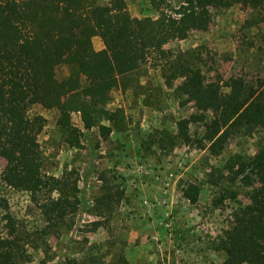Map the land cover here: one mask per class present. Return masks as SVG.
I'll use <instances>...</instances> for the list:
<instances>
[{"label":"rangeland","instance_id":"rangeland-1","mask_svg":"<svg viewBox=\"0 0 264 264\" xmlns=\"http://www.w3.org/2000/svg\"><path fill=\"white\" fill-rule=\"evenodd\" d=\"M140 3L127 1L134 18L141 17ZM263 16L264 5L255 9L235 0L229 9L212 10L206 31L193 30L187 39L174 41L165 50L199 51L207 86L224 88L231 79L244 78L248 85L264 90ZM94 47L103 49L100 38H94ZM81 73L84 80L88 78ZM57 75L68 76V67L60 65ZM165 82L162 62L151 58L128 87L113 88L107 109L112 114L120 111V117L112 125L104 123L112 127L107 138L97 128L85 130L80 114L72 113V124L84 134L82 149L65 143L57 125L59 111L32 107L31 116L46 119L38 137L43 175L62 180L59 190L68 195L77 186L82 204L66 219L60 235L52 234L43 206L57 198L59 190L47 187L35 195L30 186L8 187L1 179L7 159L0 156V230L6 233L14 227L19 235H30L34 242L28 245L25 264H89L91 258L98 264L224 263L221 245L226 232L254 203L250 194L260 187L258 182L247 187L241 177L234 179V171L227 169L229 160L253 156L264 133L236 135L222 151L213 153L205 123L197 121L207 114L198 111L188 95L177 92L182 80L171 87ZM183 119L192 120L191 145L174 150L150 145L153 132L176 133ZM102 178L113 192L123 193L113 214L105 218L94 216ZM189 184L200 187L196 203L184 196ZM98 221L102 225L95 230L93 223Z\"/></svg>","mask_w":264,"mask_h":264},{"label":"trees","instance_id":"trees-1","mask_svg":"<svg viewBox=\"0 0 264 264\" xmlns=\"http://www.w3.org/2000/svg\"><path fill=\"white\" fill-rule=\"evenodd\" d=\"M127 1L0 0V156L7 159L1 179L8 187L30 186L36 195L47 187L58 191L62 184L42 173L38 137L46 119L31 116L33 106L59 111L57 125L65 143L82 149L84 134L72 124V113L80 114L85 130L97 128L107 138L120 117V111L112 114L107 109L109 92L128 87V81L151 58L162 62L166 85L182 80L177 92L188 95L198 111L207 114L195 121L205 123L213 153L222 151L236 135L264 133L263 89L248 85L244 78L231 79L226 89L207 86L199 51L165 50L168 44L187 39L193 30L206 31L212 10L229 9L235 0H141L140 18L132 16ZM244 1L255 9L264 5V0ZM96 37L103 43L101 50L94 47ZM60 65L69 69L62 79L57 75ZM81 72L88 78L84 80ZM191 123V119L180 120L176 133L153 132L150 145L161 150L191 145ZM227 169L247 187L254 182L260 187L250 194L254 203L226 232L221 245L226 255L223 264H264V139L253 156H234ZM102 179L94 216L105 218L113 214L123 193L113 192ZM78 191L77 186L69 195L59 190V196L43 206L52 234L60 235L69 215L78 212L82 204ZM183 193L196 203L200 187L189 184ZM101 225L93 223L95 230ZM29 236L19 235L14 227L6 233L0 230V264H25L28 245L34 242ZM90 262L98 264L95 258Z\"/></svg>","mask_w":264,"mask_h":264}]
</instances>
